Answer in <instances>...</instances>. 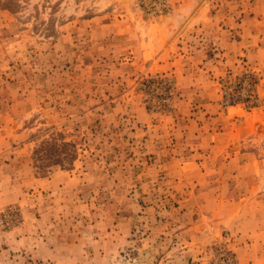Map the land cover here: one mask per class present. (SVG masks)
I'll return each instance as SVG.
<instances>
[{"label": "rangeland", "instance_id": "1", "mask_svg": "<svg viewBox=\"0 0 264 264\" xmlns=\"http://www.w3.org/2000/svg\"><path fill=\"white\" fill-rule=\"evenodd\" d=\"M0 264H264V0H0Z\"/></svg>", "mask_w": 264, "mask_h": 264}, {"label": "trees", "instance_id": "2", "mask_svg": "<svg viewBox=\"0 0 264 264\" xmlns=\"http://www.w3.org/2000/svg\"><path fill=\"white\" fill-rule=\"evenodd\" d=\"M56 154H57V151H56V150L53 151V149H52V153L49 154V155H51V158H54V156H55Z\"/></svg>", "mask_w": 264, "mask_h": 264}]
</instances>
